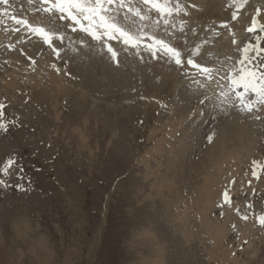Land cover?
<instances>
[{
  "label": "rangeland",
  "instance_id": "1",
  "mask_svg": "<svg viewBox=\"0 0 264 264\" xmlns=\"http://www.w3.org/2000/svg\"><path fill=\"white\" fill-rule=\"evenodd\" d=\"M9 1L13 6L0 5V8L8 7L12 13L27 12L24 0ZM203 1L209 16L201 21L196 19V23L201 31L212 29L210 34L215 31L216 36L207 44L208 53L203 51L205 55L201 58L213 60L212 63L221 58L220 63L223 59L229 63L223 51L228 29L220 25L223 22L236 25L241 15L247 16L243 11L248 6L232 21V12L236 10L232 0ZM28 16L35 21L33 12ZM123 16L122 11L117 18L124 27L135 32L141 26L138 20L132 24ZM178 18L188 19L183 13ZM1 20L0 103L6 105L5 119L18 120V124L7 133L0 131V162L13 155L18 159L21 175L14 173L9 182L22 188H0V264H223L225 250L232 251L235 259L230 264H264V227L255 221V216L264 212V177L256 180L250 175L252 160L264 162V105L247 112L231 97L228 106L218 102L208 104L209 101L202 104L199 97L207 92L197 87L194 80L192 83L179 81L176 85L173 82L170 87H174V96L169 92L154 93L169 106L161 109L149 97L146 76L134 86L127 84L110 93L102 88H87L74 71L85 60H72V48L83 47L82 39H66L65 44L57 41L56 46L60 48V58H57L39 40L31 37L33 40L24 42L22 34L1 30L7 28L1 27L4 22ZM247 22L242 26V33ZM147 31L150 32L148 27ZM150 34L170 40L166 34ZM246 34L241 43L254 44L257 34L264 38L261 32ZM20 40L22 43L18 44ZM173 41L177 43L170 40ZM9 43L16 47L10 49ZM34 45L37 49L33 50ZM20 48L35 59L34 65L20 54ZM92 48L101 51L97 59L100 63L106 61L112 67L120 65L128 52L113 46L118 53V61H113L103 43L97 42ZM140 48L148 51L143 45ZM150 55L153 60L162 58L159 53L158 58L151 52ZM8 59L15 60L14 64ZM234 59L238 60V53ZM228 65L232 66L233 62ZM92 66L96 72L99 64ZM239 67L245 66L235 64V70ZM163 76L160 74L162 79ZM241 89L237 91L242 92ZM245 96L255 99L251 92ZM181 101L190 102L189 114L182 127L174 126L178 131L170 138L179 155L171 159L168 146L164 145L162 155L153 151L148 158L146 151L167 131L164 121L169 115L164 111L176 104L181 108ZM115 116L119 118L116 120ZM230 122L247 127L249 136L253 134V142L246 139L251 152L248 155L241 152L234 167L223 164L218 180L206 176L210 185L218 183L219 187H213V204L204 214L195 193L210 170L204 153L219 129L226 131L225 125ZM163 179L172 181L169 191L158 184ZM249 179H252L251 185ZM233 180L235 183H230ZM225 188L230 189L233 197L231 205L223 204ZM249 204L251 208L247 207ZM203 214L213 223L224 225L225 234L220 243H214L202 224ZM244 214L248 215L247 221L241 219ZM245 240L247 243L242 244Z\"/></svg>",
  "mask_w": 264,
  "mask_h": 264
},
{
  "label": "snow or ice",
  "instance_id": "2",
  "mask_svg": "<svg viewBox=\"0 0 264 264\" xmlns=\"http://www.w3.org/2000/svg\"><path fill=\"white\" fill-rule=\"evenodd\" d=\"M248 0H234L235 11L232 12L231 20L236 21ZM27 4L32 6V10L37 14H49L48 23H44L43 19L40 22H33L28 14L24 11L19 13H9L8 7L0 8V13L6 16L13 24L11 29L5 31H12L19 34L22 30L25 31L29 37L37 38L42 44L48 45L52 53L60 58V48L56 46V42L61 43L64 40L63 33L52 26V20L58 19L60 21H71L67 27L71 28L73 32L79 29L87 33L92 39L100 40L102 37H107L109 40H119L126 46L139 48L143 45L154 58H158V53L163 57L174 62L180 69L185 77H191L200 88L206 92L212 85V95L218 97L223 106L231 104L229 93H233L239 101L242 110L252 112L257 105H264V38L261 35H255V43L251 41L244 43V46L239 49L241 52V59L236 61L235 64L244 65L239 70H235V64L228 67L226 70L222 67L213 66L212 61L202 60L201 57L205 53L201 50V45H194L190 51H183L179 45V41L184 35L187 21L184 19L179 20V34L173 31L170 35V40L175 39L176 44L158 37L155 34H150L147 31L145 21L151 18V14H155V19L152 24L159 27L161 23L165 28L175 30L177 24L174 22L181 13L184 16H190L188 8H196L195 4L189 3L182 4L181 0H138L137 3H132V0H39V6L34 5V0H27ZM0 5H9V0H0ZM124 12L123 19L125 21L131 20L132 24H136L137 20L140 22V27L136 28L133 32L130 28L124 27L118 22L117 16L120 12ZM59 13L57 17L56 14ZM261 15V9L257 7L255 13L251 16L250 24L246 27V32L249 34H256L257 29L264 33V24L259 23L258 17ZM221 28H227L234 33V29L227 22L220 25ZM192 31H195L192 29ZM17 43H20L17 41ZM236 44L235 39L232 40ZM10 49L15 48L16 44L9 43ZM104 47L108 53L111 54L113 61H118V53L113 46L107 42ZM20 54L35 64L36 61L32 56L20 48ZM259 60V63H255ZM7 63V61L5 62ZM252 65V67H247ZM54 69L59 72V68L53 65ZM242 88L243 91H237ZM251 92L254 94L255 99L245 96V93ZM207 97L200 102L206 103ZM234 106V105H233ZM6 105L0 103V131L7 133L12 126L18 124V120H6ZM257 119L259 117L257 116ZM209 141L212 137H208ZM22 166L19 165L18 159L13 155L0 162V188H22V185L10 184V177L15 175L20 176ZM251 178L260 180L264 177V162L257 160L251 161L250 167ZM235 183V181H230ZM252 179L248 180L251 185ZM253 189V193H255ZM223 204L231 205L233 197L230 194V189L225 188L222 192ZM251 208L252 205H247ZM239 211V209H237ZM241 219L247 221L248 215L244 214ZM255 221L261 227H264V212L255 216ZM247 241H242L246 244Z\"/></svg>",
  "mask_w": 264,
  "mask_h": 264
},
{
  "label": "bare ground",
  "instance_id": "3",
  "mask_svg": "<svg viewBox=\"0 0 264 264\" xmlns=\"http://www.w3.org/2000/svg\"><path fill=\"white\" fill-rule=\"evenodd\" d=\"M24 1H25L24 2L25 10L28 13L33 12V16H36V18L34 19L36 22H40L43 19L44 23H46V24L48 23L49 14H44V13L37 14L35 11L31 12L29 8H32V6H29L27 4V0H24ZM232 1H233L232 4H234V0H232ZM132 3H137V2H134L132 0ZM187 3H189L188 0L186 1V4ZM35 4L39 6V4L34 0V5ZM192 4H195L197 7L194 9L188 8V11L190 12V16H187V18H188L186 20L187 26L185 27L184 35L182 36V38L179 41L181 43L183 42L180 47L182 48L183 51H190L194 45L199 44V45H201V50L205 51V53L207 54L209 51V48H210L209 46H207V44H209V42L214 39V37L216 36V32L213 31L212 35L210 34V31L212 29H210L209 31L203 32V31H201L200 27L196 23V19L198 21H201L204 17L209 16V15H207L208 12L206 11V8L204 7L206 5L205 2L203 0L202 1L198 0L197 3L192 2ZM9 5L13 6V2L9 1ZM18 6H19V4H18ZM246 6H248V8L245 10L246 12L243 11V14L244 13H245V15L247 14V16H246L247 18L244 17L243 15H241L237 24L233 25V26L231 25V27L235 30L234 33L229 31V29H228L224 35V39L225 40L228 39V40H227V45L225 44V46L223 48V51L226 52L227 57L229 58V60L227 59L228 62L229 63L233 62V65H234V62H236L234 57L237 55V53H238V60H239V56L241 57V55H242L239 50H238V52H236V49H240L241 47L244 46V42L241 43V41L243 39V34L245 35V33H247L246 27L250 24L251 16L255 13V9L257 7H259L261 9V15H260V17H258L259 23L264 24V0H248ZM250 6L254 7L255 9L250 11V9H249V8H251ZM209 11H210V9H209ZM212 12H213V10H212ZM30 15H32V14H30ZM56 16L58 17L59 15L56 14ZM178 17L179 16H177L176 20L174 21L177 24V28L175 30H173L171 28L166 29L162 23L159 27L153 25L152 20L156 18L155 14H151V18L149 20L145 21L144 23L147 25L150 32L156 33V34H166V37L169 36V38H170V35L173 31H175L177 34H179V20H180V18H178ZM193 18H195L194 21L192 20ZM117 20L119 22L120 18H117ZM245 20H247L248 22L246 23L245 28H244L245 33H242V31H243L242 26L245 23ZM120 23L122 24V22H120ZM68 24H70V23H68L66 21H60L58 19L52 20V26L59 29L63 33L64 40H66V39L72 40L75 37H77V38L82 39L85 42L83 47H79V46H76L73 44L74 47L72 49H74V51H73L72 60H75L77 62H79L82 59L85 60L84 62H82L81 66H76L74 68V71L79 76H81L82 84L87 88L88 87H94V88H97L98 90H100V88H102L106 91V93L107 92L110 93V91H112L114 88L122 89V87H125V85H127V84L133 85V84L139 83L137 81L141 80V78L143 79V77L146 76V78H144V81H147V83H148L147 91H148L149 97H151V99L154 101L153 104L156 103L157 107H159V109H161V108H168L169 106H167V104H164V101L159 100V95H154V93L162 92V95H163V92H165L166 94H168V92H169V93H171L170 95L174 96L175 95L174 87L173 86L170 87V85L173 82H174V85H176L177 82H179V81H185L186 83L187 82L192 83V81H193V79L185 77L182 74L178 75V73H180V69L174 64V62L163 57V55H162V58L159 57L158 59L153 60L151 58L149 51H143V49H141L140 47L139 48H127V47L121 45L119 42H108V41L100 40L101 42L99 41L98 43L104 44L105 42H107V43L111 44L112 46H116L118 48H125V50H127L128 52L126 53V57H124L121 60L120 65H118L116 67H112V66L108 65L106 61H102L100 63L98 60L100 59L101 51L99 53V51H96V50H94V48H92V45L96 44L97 42L92 41L87 36L82 35L78 32H73L71 28L67 27ZM192 29H194L195 31H192ZM246 35L249 36V33H247ZM185 38H186V41H185ZM233 39H235L237 41L236 44L232 43ZM173 44H175L174 41H173ZM237 45L239 48L237 47ZM34 46L35 47L34 48L32 47V49L33 50L37 49V46L36 45H34ZM67 47H68V44H67ZM29 50H31V49H29ZM33 50H31V51H33ZM28 52H30V51H28ZM11 57H12V55H11ZM211 57H213V56L211 55ZM85 58H89V61H87ZM220 59L215 61V63H213V66L222 67L225 70L228 67H230V65H228L229 63H227L226 61L224 62V60H226V59H223V62H221V63L219 62V61H222ZM232 59H234V61ZM202 60H205V59H202ZM206 60L209 61L208 59H206ZM8 61L12 65L15 62V60L11 61V59L10 60L8 59ZM210 61H213V60H210ZM93 64H99L96 72L93 70V66H92ZM236 65L239 66L240 64H236ZM239 69H240V67L237 70H239ZM160 74H164L163 79L161 78L162 75L160 77ZM160 78H161V82L159 80ZM159 82H160V84H159ZM214 87H215V85H212V88H214ZM212 88H209L208 91L212 92ZM241 90H243V89H241ZM124 92H126V91H124ZM144 95L148 96L147 93H145V92H144L143 96ZM229 95H230L229 97H231V98H236L235 95L232 93H230ZM144 97H143V99H144ZM163 97H166V96H163ZM203 97H205V93L201 94V96L199 98L202 99ZM147 103L152 104V102H150V101ZM209 104H210V102H209ZM176 105H173V107L170 106L171 108L164 111V113H166L167 116L169 115V118L166 121H164V123H166L165 127H167V131H165V132L163 131L164 132L162 134L163 136L159 137V139H156V141L154 142L155 144L152 147H150L148 151H146L148 158H150V156L152 155L151 153L153 151L156 154L162 155L163 151L165 150L164 147L166 145L168 146L167 147L168 148L167 149L168 157H170L171 159H175L176 156L179 155L180 152L179 153L177 152L178 150L172 144L170 138L172 136L175 137L176 131H178V128H175L174 126H176V125H181L180 127L183 126V121L186 119V117L189 114L190 102L188 101L186 103H183L181 108H178L179 105L178 106H176ZM162 110H164V109H162ZM196 110H197V108H195V111ZM118 118H119V116H115L116 120ZM225 126H226V131H225V129H219V132L217 133L216 138L213 140V142L209 146H207V149H206L207 152L204 154L207 156V159H208L207 161H209V165L207 166V168H209L210 170H208L207 175H204L205 182H203L195 190L196 197L198 198V200L200 201V203L202 205L201 210L204 212V214H205V211L209 210L213 204V200H214L213 199L214 198V194H213L214 188L213 187H215V189L217 187H219L218 183H216L217 186L210 185L207 181L208 178L206 176H209L210 179H214V181L218 180V177L220 176V170L222 169L223 164L228 165L227 167H230V168L234 167L236 162L241 158L240 157L241 152L245 151L247 155L251 152V149L249 146L250 144H246V139H247V141L248 140L251 142L254 141L253 134H251L249 136V133L247 131L248 130L247 127H243V126H239V125L238 126L233 125L231 122L229 124H226ZM176 127H179V126H176ZM164 134H167V135H165V136H167V139L164 138L165 137ZM205 161H206V158H205ZM167 164H168V162H167ZM192 164H194V163H192ZM203 167H206V166H203ZM168 168H170V167H168ZM181 168H182V166H181ZM195 168H196V166H195ZM175 169H177V168H175ZM187 169H188V167H187ZM206 169H205V171H206ZM214 170L217 172V176L214 175L215 174ZM181 175H182V173H181ZM181 175H179V176H181ZM177 180H178V177H177ZM158 184L160 185V187L163 188V190H164V188L167 187L166 191H169L168 187H172V181L170 179L160 180V183H158ZM175 201H177V199ZM204 214L202 215V224L206 227V230H208L211 233V236L214 240V243H216V244L220 243L221 238H223V235L225 234L224 225H221L218 222L213 223ZM200 221H201V219H200ZM225 251H224L223 264H230V260L234 259L232 257V253H231L232 251L231 252L228 250H225ZM221 255H223V254H221Z\"/></svg>",
  "mask_w": 264,
  "mask_h": 264
}]
</instances>
